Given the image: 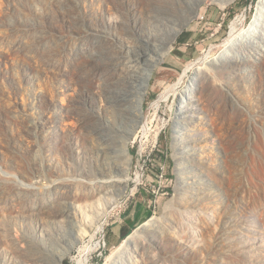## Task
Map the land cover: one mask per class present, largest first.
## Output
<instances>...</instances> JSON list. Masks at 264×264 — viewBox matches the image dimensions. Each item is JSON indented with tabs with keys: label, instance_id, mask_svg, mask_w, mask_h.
<instances>
[{
	"label": "rangeland",
	"instance_id": "obj_1",
	"mask_svg": "<svg viewBox=\"0 0 264 264\" xmlns=\"http://www.w3.org/2000/svg\"><path fill=\"white\" fill-rule=\"evenodd\" d=\"M78 1L82 7L76 14L69 7L63 8L62 0H0V264H15L11 261L16 259L15 251L20 247L18 243L23 234L38 236L44 223L51 225L48 217L53 215L52 210L45 209L41 200V194L45 192L43 188L50 183L49 180L58 176L81 178L77 174L81 164L89 162L88 157L95 154L94 138L93 143L88 141L86 147L80 141L79 145L76 143L77 114L70 112L64 120L54 117L56 108L70 107L69 101L78 98L82 86L92 88L90 80L98 81L97 75L82 72L87 57L82 55L80 46L82 43L90 44L91 36L77 34L67 18L82 16L94 26L105 22L111 30L120 13L110 0ZM259 1L233 0L226 7L217 1H203L198 13L174 39L171 51L154 68L144 99L145 121L151 132L149 137L142 134L140 138H132V180L127 192L104 218V231L98 233L93 241L101 240L102 243L91 251L85 264H107L111 251L135 228L152 217L163 221L169 215L171 210L166 207L170 202L175 203L178 195L173 136L177 94L173 90H164L178 82L186 66L193 64L177 90L189 86L200 58L218 54L223 49L236 17L243 19L240 29L255 22ZM262 87L258 86V89ZM162 93H169L170 96L158 101ZM39 94L44 95L46 104H49L43 108L46 110L48 130H53L56 122L67 133L64 151L51 146L53 139L34 138L25 132L22 125H17L18 119L30 117L38 120L41 108L36 96ZM236 94L238 99L248 102L254 96L253 89L246 91L240 87L236 89ZM97 96L95 92L96 102L103 106L106 101L102 99L101 102ZM220 102L214 104L212 112L200 106L197 113L203 116L199 118L202 124H210L213 120L229 139V152L234 159L232 176L228 179L219 174L222 183L210 188L217 190L220 196L217 205L222 208L223 215H234L233 226L238 231H233V234L237 237L219 238L214 222L218 218L217 212L205 206L201 208L205 214L201 215L202 224L199 226V217L187 213L185 204L181 203L180 213L177 210L174 214L189 222L193 238L186 242L196 254L178 264H264V104L257 115L252 109H237L240 112L236 111V115L234 109L225 112L223 101ZM112 111L110 108L109 112L113 114ZM190 131L198 133L193 140L202 143L200 153L203 161L211 168L215 165L219 168V152L216 147L207 145L208 142L219 144L216 136L211 138L204 128ZM13 137L20 141L23 139L29 146L32 145L30 147L34 144L40 161L39 173L33 169V161L18 147ZM24 186L38 188V192L25 197L29 200L20 199ZM224 187L231 198H227L226 193L224 195ZM39 215L46 222L41 221ZM51 227L53 229V225ZM249 231L255 237L245 234ZM88 239L85 243L89 242ZM80 252V246L71 248L61 264H79L83 254L81 252L80 255ZM169 260L163 259L160 264H176L173 259Z\"/></svg>",
	"mask_w": 264,
	"mask_h": 264
},
{
	"label": "bare ground",
	"instance_id": "obj_2",
	"mask_svg": "<svg viewBox=\"0 0 264 264\" xmlns=\"http://www.w3.org/2000/svg\"><path fill=\"white\" fill-rule=\"evenodd\" d=\"M62 1L63 8L69 7L76 14L82 7L78 0ZM203 1L205 0H110L120 13L111 26L112 31L107 28L105 22L94 26L82 16L67 18L77 34L91 36L90 44L82 43L80 46L82 55L87 57L84 66L90 67L89 70L83 67L82 72L88 71L92 76L97 75L98 81L90 80L92 88L82 86L78 98L69 101L70 107L56 108L54 117L64 120L70 116V112L77 114L79 124L75 135L76 143L79 145L80 141L86 147L88 141L93 143L94 138L95 154L92 153L88 157L89 162L84 161L81 164V170L77 173L81 178L58 176L49 180L50 183L43 188L45 192H42L41 200L44 201L42 206L45 209L52 210L53 215L48 218L51 219L53 229L51 225L44 223L46 221L39 215V219L44 221L40 234H23L18 243L20 247L15 251L16 259L11 263L61 264L71 248L80 246L83 254L79 264H85L91 251L101 245V240L94 243L93 241L98 233H103L106 225L104 218L127 192L132 180L134 157L131 152V140L134 137L140 138L142 134L149 137L151 132L145 121L144 99L153 70L171 51L174 39L198 13V7ZM213 1L226 7L233 0ZM241 22L243 19L240 16L232 21L230 36L223 43L220 53L200 58L189 86L177 90L193 64L186 66L178 82L168 85L164 90H173L177 94L173 136L178 195L175 203L170 202L166 207L171 211L163 221L152 217L135 228L111 251L107 264H160L163 259H173V263L178 264L194 257L196 253L193 247L186 242L193 238L189 230L190 224L174 214L175 211H180L181 203L185 204L187 213L199 217V226L202 224L200 217L205 214L201 208L205 206L217 212L218 218L214 222L219 238L237 237L233 234V231H238L233 226L234 215H223L222 208L217 205L220 196L217 190L210 188L211 185L214 188L213 186L222 183L219 174L228 179L232 176L234 159L229 152V139L213 120L210 124L207 121V125L202 124L199 118L203 116L197 112L200 106L207 107L206 109L212 112L214 104L220 101H223L225 112L228 109H234L235 114L237 109H252L256 115L261 112L264 87L258 89V86H264V0L259 1L257 17L253 24L240 29ZM239 87L246 91L253 89L251 102L238 99L236 89ZM216 91H219V94H216ZM95 92L101 102L102 99L106 101H103V106L96 102ZM168 96L169 93H162L158 101L167 99ZM36 99L41 108L38 120L30 117L26 120L18 119L17 125H22L25 132L34 138L53 139L54 144L51 146L64 151L66 131L56 122L53 124L54 129L48 130L46 110L43 108L49 104H46L42 94L37 95ZM88 103H91L90 108ZM109 107L113 109V114L109 112ZM198 128L208 131L206 134L211 138L216 136L219 144L208 142L207 145L216 147L219 152V168H216V165L211 168L203 161L200 153L202 143L193 140L198 137V133L190 131H197ZM13 138L18 147L31 158L33 169L39 173L40 161L39 157H36L34 144L30 147L32 145L29 146L23 139L20 141L16 137ZM1 157L6 156L2 154ZM48 170L51 171V168ZM27 186L23 187L27 190L22 189L24 194H20V199L29 200L25 197L38 192V188ZM224 190V195L226 193L227 198H231L230 192L225 187ZM202 202H205L204 205H200ZM250 229L256 231L254 227ZM245 234L255 237L250 231ZM86 238H89L88 243H85Z\"/></svg>",
	"mask_w": 264,
	"mask_h": 264
}]
</instances>
